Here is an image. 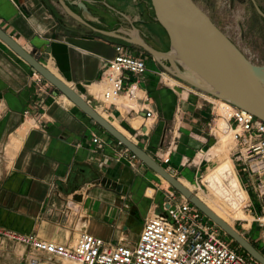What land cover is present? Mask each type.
Masks as SVG:
<instances>
[{
	"label": "crops",
	"instance_id": "obj_1",
	"mask_svg": "<svg viewBox=\"0 0 264 264\" xmlns=\"http://www.w3.org/2000/svg\"><path fill=\"white\" fill-rule=\"evenodd\" d=\"M153 13L146 0H0V27L171 175L198 183L203 164L197 159L214 137L209 124L216 120L215 107L208 95L165 84L163 73L174 76L169 62L137 43L168 49L166 33L157 31L156 40L145 27L155 24ZM115 44L145 59L140 87L149 94L153 118L123 110V104L122 111L117 104H101L95 93L103 87L101 70ZM34 71L0 40V225L59 243L86 231L114 244H134L142 223L133 231L128 207L139 201L140 183L149 182L158 212L168 188L155 184L141 161L133 170L138 158L130 159L125 146L38 72L37 82ZM216 132L218 141L205 154L222 157L217 127Z\"/></svg>",
	"mask_w": 264,
	"mask_h": 264
},
{
	"label": "built area",
	"instance_id": "obj_2",
	"mask_svg": "<svg viewBox=\"0 0 264 264\" xmlns=\"http://www.w3.org/2000/svg\"><path fill=\"white\" fill-rule=\"evenodd\" d=\"M146 70L143 57L115 44L113 57L101 70L103 87L99 99L116 104L119 98H126L130 103L124 104L125 110L135 114L142 112L146 119L153 118L155 111L149 107V94L140 87V76ZM32 76L37 82L42 80L35 71ZM229 105L226 114L217 116L222 117L232 131L231 160L235 172L237 176H249L254 189L264 194V121L247 110ZM214 124L215 121L209 124L211 131ZM92 141L99 143L97 137ZM135 158L130 154V159ZM162 160L167 163L169 156ZM165 197L161 212L144 219L132 246L114 244L86 231L80 232L72 244L7 229L0 233L28 248L30 255L24 264H259L232 246V240L176 190L168 189ZM254 222L264 231V205Z\"/></svg>",
	"mask_w": 264,
	"mask_h": 264
},
{
	"label": "water",
	"instance_id": "obj_3",
	"mask_svg": "<svg viewBox=\"0 0 264 264\" xmlns=\"http://www.w3.org/2000/svg\"><path fill=\"white\" fill-rule=\"evenodd\" d=\"M150 2L155 20L168 37V49L162 52L142 41L137 43L153 56L165 58L171 67L170 71L179 79L215 98L247 110L264 121V65L251 62L195 0H150ZM64 7L75 19L86 23L67 5L64 4ZM96 30L108 33L100 29ZM0 40L82 112L125 146L139 161L166 180L174 190L216 224L251 258L259 264H264V255L251 242L216 216L192 191L115 128L72 87L42 65L1 27ZM191 73L197 76L193 75V77ZM256 229H260V226L257 225Z\"/></svg>",
	"mask_w": 264,
	"mask_h": 264
},
{
	"label": "rangeland",
	"instance_id": "obj_4",
	"mask_svg": "<svg viewBox=\"0 0 264 264\" xmlns=\"http://www.w3.org/2000/svg\"><path fill=\"white\" fill-rule=\"evenodd\" d=\"M146 1L151 4L150 0H146ZM195 1L199 5V7H201L211 17L213 22L231 39V41L234 42L237 45V47H239V49L245 54V56L249 60H251V62L257 65H264V20H262L261 18H259V16L256 15L252 5L249 4L247 6L246 0H195ZM256 1L258 2V7L260 9H264V0H256ZM153 21L155 24H153V22H149L148 24L145 25V27L147 28V30H149V34H151L152 37L158 40V38H156L158 34L157 31H159L160 34H164L165 31L161 27V25L155 20V17ZM139 23L140 22H137L136 26H139ZM169 69H171L170 66ZM164 74L167 79H165ZM168 77L178 81L179 83L175 82L168 84V82L170 81ZM162 78H163V82H165V84H167L170 88H177L183 86L184 88L199 92L202 96H204L203 94H205L215 98L214 96L208 94L207 92H204L192 86L188 82L179 79L175 75L172 76L168 73H163ZM101 88L102 87L96 90L95 93L97 94V96L99 92H101ZM204 97L206 98V100L210 102V104H212V106L215 107L214 109L215 116L213 117L222 118L220 116H217V114L222 113L219 107L217 111V105H219L218 102L211 100L207 96ZM100 102L101 104H103L102 101ZM124 103L129 104L130 101H128L126 98L123 97L116 101V104L118 105L120 110L122 104L124 105ZM102 113L103 115H106L104 112ZM150 122L151 120L149 121V123ZM114 123L115 125L124 129L130 138H134L130 129L126 128L123 125H120L117 121H114ZM139 123L140 122L138 121V124ZM131 124L132 126L136 125L133 124V122H131ZM212 132L214 134L213 139L206 145L203 151L199 153L201 155L197 159L198 161L199 159H202V164H203L201 176L199 177L198 183H193L182 177L180 179L186 180L189 183H193V184H189L185 182L186 184L185 183L184 184L188 186L190 189H193V192H195L197 195H200L205 201L209 202L210 204L215 205L216 207H221L225 210L227 209L226 211L228 213H232L233 215L236 216L239 215L238 214L239 211H243V213L247 216V219L235 218L236 219L235 220L234 218H231L230 224L235 230H237L249 242H251L253 246H255V248L259 250L261 254L264 255V231L262 230L261 227L260 229H256L257 225L254 222V218L259 217L261 214V210L264 205V194H261L260 192H258V190L254 189L250 177L245 174H240L239 176H237L240 180V183L243 185V188L247 189L246 190L247 197L243 202L241 201L242 202L240 204L241 209H239V211L234 210L232 207L226 205L222 200L214 196L215 192L212 191V189L210 190L211 186L208 176L210 175L211 171L216 170V167L219 170H224V168L229 167L230 170H233V172H235L233 162H231L232 161L231 153L234 145L231 136H230V150L228 154L226 150L229 145L226 146L225 143H223L222 141L220 142L222 146L221 148L224 152V155L222 157L210 156L209 153H207V155L205 154V150H207L217 140V136L215 134L217 133L216 130H212ZM218 133L221 138L222 133L220 132V130H218ZM140 164L141 162L136 160V163H134V165L131 166V168L134 170V168L136 169V167ZM149 172L152 173L153 176L152 180L155 181V184L162 183L164 186H166V188L168 189L172 188L162 177L157 175L155 172L151 170ZM135 175H136L135 176L136 179L141 177L140 174H137L136 172ZM206 181L209 183L208 184V186L210 187L209 192H207L206 186L204 185ZM202 182H204V184ZM148 183L149 182H146V184L142 182L140 183L141 188L138 195L139 201L137 203H133V205H129L128 207V212L130 216L129 218L130 226L133 229V231L134 230L136 231L139 228L140 224L143 223L144 219L147 216L152 215L153 213L158 212L159 210L158 207H154V199L149 197L151 194L150 195L146 194L148 190L151 189V188L147 189L149 185ZM151 185L153 184H150V186ZM166 191L167 190H165V192ZM155 197L156 196H154V198ZM3 229L10 230L0 225V231ZM127 232L129 235H131L130 229H128ZM77 236L78 234L76 235L75 239L77 238ZM225 236L228 239H230L226 234ZM75 239L71 242V244L74 243ZM231 244L232 246L240 250L241 247H239L235 241L232 240ZM132 245H133V240L130 239L128 246H132ZM29 255L30 254L28 248H26L20 243L8 239L7 237H5L3 234L0 233V264H24L27 262V256L29 257Z\"/></svg>",
	"mask_w": 264,
	"mask_h": 264
},
{
	"label": "bare ground",
	"instance_id": "obj_5",
	"mask_svg": "<svg viewBox=\"0 0 264 264\" xmlns=\"http://www.w3.org/2000/svg\"><path fill=\"white\" fill-rule=\"evenodd\" d=\"M50 70V69H49ZM191 75L195 76L196 74L191 73ZM193 76V77H194ZM197 76V75H196ZM195 76V77H196ZM169 78V77H168ZM170 79V78H169ZM198 79V78H197ZM171 80L173 82H178L174 79L171 78ZM179 83V82H178ZM211 100H214L216 102H218L219 105H217V111H218V107L221 109L222 113L221 114H226V112L228 111L230 105L229 103L223 101L220 98H213V97H209ZM120 99V98H119ZM118 99V100H119ZM220 111V112H221ZM221 119V121H220ZM219 120V121H218ZM218 124V126H217ZM216 127L218 130H220L221 134V138L219 135V140L222 141L223 143H225L226 146L230 145V136L232 137V141L234 143L233 140V135H232V131L230 129L227 128V123L225 122V120L223 118H216L215 120V124L213 129L216 130ZM121 132V130H119ZM122 133V132H121ZM125 135V134H124ZM126 136V135H125ZM127 137V136H126ZM128 138V137H127ZM15 141V140H13ZM13 144V143H12ZM15 147V146H14ZM220 147V146H219ZM12 148V147H11ZM217 148V147H215ZM220 149V148H219ZM222 149V148H221ZM212 151V150H210ZM212 153V152H211ZM210 154V153H209ZM213 154V153H212ZM225 162V161H224ZM232 162V161H231ZM227 164V163H226ZM230 165V164H229ZM220 168V167H219ZM232 168V167H231ZM222 169V168H221ZM209 182H210V186L211 188L208 186V180L205 182H202L205 186H206V190L207 192H209V188L210 190L212 189V191L215 192L214 196L218 197L220 200H222L226 205L232 207L234 210H238L241 209L240 208V204L246 199L247 197V193L246 191L242 188L239 178L236 175V172H233V170H230L229 167L224 168V170H219L216 167V170L211 171L210 175L208 176ZM180 181V180H179ZM181 182V181H180ZM187 189H189L190 191L193 192V189H190L188 186H186L183 182H181ZM201 188V187H200ZM202 189V188H201ZM203 190V189H202ZM204 191V190H203ZM152 193V189H149L147 194H151ZM198 199L203 202L216 216H218L219 218H221L223 221H225L227 224H230V219L231 218H236V219H240V218H245L247 219V216L243 213V211H239V215H233L232 213H228L225 209L221 208V207H216L215 205L210 204L209 202L205 201L200 195H197L195 192H193ZM242 201V202H241ZM214 204V203H213ZM77 206V205H76ZM229 209V208H228ZM232 212V211H231ZM71 213V212H70Z\"/></svg>",
	"mask_w": 264,
	"mask_h": 264
},
{
	"label": "flooded vegetation",
	"instance_id": "obj_6",
	"mask_svg": "<svg viewBox=\"0 0 264 264\" xmlns=\"http://www.w3.org/2000/svg\"><path fill=\"white\" fill-rule=\"evenodd\" d=\"M246 5H252L253 10L255 11L256 15L259 16L262 20H264V9H260L258 7V2L256 0H246Z\"/></svg>",
	"mask_w": 264,
	"mask_h": 264
},
{
	"label": "trees",
	"instance_id": "obj_7",
	"mask_svg": "<svg viewBox=\"0 0 264 264\" xmlns=\"http://www.w3.org/2000/svg\"><path fill=\"white\" fill-rule=\"evenodd\" d=\"M229 237V236H228ZM230 238V237H229ZM231 239V238H230ZM242 251H244L242 248H240ZM245 252V251H244ZM246 253V252H245ZM247 254V253H246Z\"/></svg>",
	"mask_w": 264,
	"mask_h": 264
}]
</instances>
